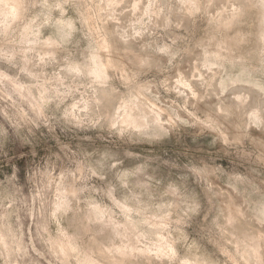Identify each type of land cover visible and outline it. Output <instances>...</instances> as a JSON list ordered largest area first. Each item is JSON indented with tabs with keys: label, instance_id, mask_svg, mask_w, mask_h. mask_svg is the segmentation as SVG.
I'll use <instances>...</instances> for the list:
<instances>
[{
	"label": "clouds",
	"instance_id": "obj_1",
	"mask_svg": "<svg viewBox=\"0 0 264 264\" xmlns=\"http://www.w3.org/2000/svg\"><path fill=\"white\" fill-rule=\"evenodd\" d=\"M0 264H264V0H0Z\"/></svg>",
	"mask_w": 264,
	"mask_h": 264
}]
</instances>
